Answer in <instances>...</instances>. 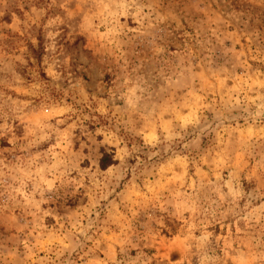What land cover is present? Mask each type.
Instances as JSON below:
<instances>
[{
	"label": "rangeland",
	"instance_id": "374dc122",
	"mask_svg": "<svg viewBox=\"0 0 264 264\" xmlns=\"http://www.w3.org/2000/svg\"><path fill=\"white\" fill-rule=\"evenodd\" d=\"M0 264H264V0H0Z\"/></svg>",
	"mask_w": 264,
	"mask_h": 264
},
{
	"label": "trees",
	"instance_id": "16d2710c",
	"mask_svg": "<svg viewBox=\"0 0 264 264\" xmlns=\"http://www.w3.org/2000/svg\"><path fill=\"white\" fill-rule=\"evenodd\" d=\"M108 155H106V158L102 159L101 161V165L106 168L110 163H108L107 159H108Z\"/></svg>",
	"mask_w": 264,
	"mask_h": 264
}]
</instances>
